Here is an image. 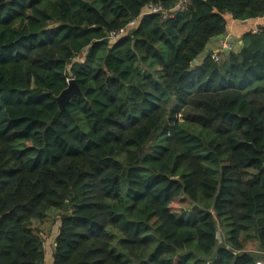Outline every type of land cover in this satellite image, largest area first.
Wrapping results in <instances>:
<instances>
[{
    "label": "trees",
    "instance_id": "trees-1",
    "mask_svg": "<svg viewBox=\"0 0 264 264\" xmlns=\"http://www.w3.org/2000/svg\"><path fill=\"white\" fill-rule=\"evenodd\" d=\"M179 1L0 0V264H264V0Z\"/></svg>",
    "mask_w": 264,
    "mask_h": 264
},
{
    "label": "crops",
    "instance_id": "crops-1",
    "mask_svg": "<svg viewBox=\"0 0 264 264\" xmlns=\"http://www.w3.org/2000/svg\"><path fill=\"white\" fill-rule=\"evenodd\" d=\"M227 27L225 34L220 36L224 40L231 42L232 50L233 52H238L239 48L242 45L241 37L247 33V32H256L260 28H264V17L253 19V20H247V21H236L232 20L231 18L227 17ZM218 38H214L211 41H209L201 54V59L197 57L195 60V64L199 65L204 60V58L207 55H212L214 53H217L219 51V42ZM43 251L45 252V264L51 263V253L52 250H50V254L45 249L44 244L42 243ZM251 250V249H250ZM49 258V259H48Z\"/></svg>",
    "mask_w": 264,
    "mask_h": 264
},
{
    "label": "rangeland",
    "instance_id": "rangeland-1",
    "mask_svg": "<svg viewBox=\"0 0 264 264\" xmlns=\"http://www.w3.org/2000/svg\"><path fill=\"white\" fill-rule=\"evenodd\" d=\"M222 40H224L222 37L218 38V42H220ZM201 54L198 55L199 60L201 59ZM100 56H101V54H100ZM83 59H84V55L82 54L76 60L83 61ZM152 144H153V142H152ZM183 207H185V205L181 204L178 207V210L180 208H183ZM176 216L178 218L183 219V220H187L188 216H189V212L187 210L182 212V213L180 211H178L176 213ZM58 226H59V219H58V211H56V210H52V211L48 212V214H46V217L42 221H40V222L33 221L32 222V229L41 235L42 242H43L45 249L48 252V254H50V250H53L52 248L54 246L53 245L54 244V237L57 234ZM246 241H248V240L246 239ZM250 248H254L253 243H247V249L250 250Z\"/></svg>",
    "mask_w": 264,
    "mask_h": 264
},
{
    "label": "built area",
    "instance_id": "built-area-1",
    "mask_svg": "<svg viewBox=\"0 0 264 264\" xmlns=\"http://www.w3.org/2000/svg\"><path fill=\"white\" fill-rule=\"evenodd\" d=\"M185 2H186V0H180L178 2V4L176 5L177 10H179V11L183 10ZM161 12H162L161 8L149 5L148 9L144 13L145 14H149V13L151 14V13H161ZM162 13H163L164 18H170L171 14H172V13H167V12H162ZM136 21L137 20L130 21L128 26L133 27L135 25ZM123 33H124L123 30L113 31V32H110L108 38L109 39H116V38L120 37ZM230 50H232V44L226 40H222L219 42V51L217 53L212 54L211 58L215 61H218L220 58V54L222 52H228ZM221 237H222L221 232H220V230H218L216 238L219 242L221 240ZM53 245H55V244H53Z\"/></svg>",
    "mask_w": 264,
    "mask_h": 264
},
{
    "label": "water",
    "instance_id": "water-1",
    "mask_svg": "<svg viewBox=\"0 0 264 264\" xmlns=\"http://www.w3.org/2000/svg\"><path fill=\"white\" fill-rule=\"evenodd\" d=\"M79 94H80V91L78 89L76 82L73 79H69L67 81V87L55 98V101L57 102L60 110H63L66 104L69 102V100L73 96L79 95ZM67 205H68L67 202H65L63 205L62 211L64 213L67 212Z\"/></svg>",
    "mask_w": 264,
    "mask_h": 264
}]
</instances>
